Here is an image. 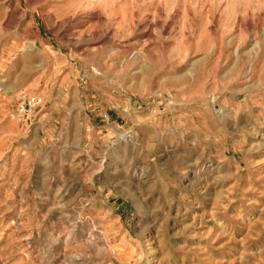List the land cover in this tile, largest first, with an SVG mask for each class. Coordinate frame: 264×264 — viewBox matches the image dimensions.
Instances as JSON below:
<instances>
[{"label": "rangeland", "instance_id": "374dc122", "mask_svg": "<svg viewBox=\"0 0 264 264\" xmlns=\"http://www.w3.org/2000/svg\"><path fill=\"white\" fill-rule=\"evenodd\" d=\"M0 264H264V0H0Z\"/></svg>", "mask_w": 264, "mask_h": 264}, {"label": "built area", "instance_id": "2783aa9c", "mask_svg": "<svg viewBox=\"0 0 264 264\" xmlns=\"http://www.w3.org/2000/svg\"><path fill=\"white\" fill-rule=\"evenodd\" d=\"M43 103V97L40 94H33L22 99L19 110L22 116L30 118L35 110Z\"/></svg>", "mask_w": 264, "mask_h": 264}]
</instances>
